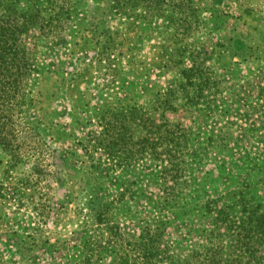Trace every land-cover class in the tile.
<instances>
[{
	"label": "rangeland",
	"instance_id": "374dc122",
	"mask_svg": "<svg viewBox=\"0 0 264 264\" xmlns=\"http://www.w3.org/2000/svg\"><path fill=\"white\" fill-rule=\"evenodd\" d=\"M176 1L73 0L67 15L39 2L53 30L45 19L31 28L36 71L25 102L0 107L11 116L10 145L0 144V264H125V255L138 264L135 240L153 230L142 218L167 163L151 153L127 160L125 147L111 153L94 139L110 112L179 85L194 52L207 84L192 81V100L173 109L155 107L161 130L148 137L166 133L164 120L178 123L171 134H189L198 154L184 211L167 216L162 242L183 251L204 243V201L247 193L245 182L264 200V0Z\"/></svg>",
	"mask_w": 264,
	"mask_h": 264
},
{
	"label": "trees",
	"instance_id": "16d2710c",
	"mask_svg": "<svg viewBox=\"0 0 264 264\" xmlns=\"http://www.w3.org/2000/svg\"><path fill=\"white\" fill-rule=\"evenodd\" d=\"M17 1L0 0V107H9L11 110L25 102L31 76L36 71L35 55L25 44L26 36L32 27L43 24L44 19L53 30L50 24L54 20L41 15L39 2L48 4L51 12L67 15L73 0H26L28 9L35 6L33 12L20 11ZM182 3L184 0L176 1L178 6ZM180 15L176 12L175 16L172 14L174 18H171L179 22ZM194 53L188 57L190 66L181 71L179 85L171 87V90L167 89L157 101L124 112H110L105 117L103 131L94 139V147L99 146L115 153L116 148L122 146L126 148L124 154L127 155V160L135 154L141 156L151 153L157 160L167 163L155 174L157 186L151 200L152 216L149 219L142 218V222L147 223L145 226L153 230H149V234L143 237V226L141 237L135 240L139 254L135 259L138 264H264V200L256 199L246 182L247 193H228L220 200L207 198L204 201L202 210L210 220V229L205 234L204 243L191 245L183 251L172 247L167 240L162 242L167 216L184 211V203L193 187L188 178L191 162L198 154L193 150L189 134H171L179 129L178 123L164 120L165 129L162 131L166 133L152 140L148 137L161 130V125L155 126V107L173 109V104H178V99L192 100L187 89L188 84L194 85L192 81H201L202 86L207 84V77L200 76L201 71L196 62L200 55L198 52ZM193 88L197 89L193 97H200L202 87ZM210 101L205 100V103L209 105ZM8 113L0 109V144L4 149L10 145L8 133L11 129V116L7 117ZM133 131L138 134L136 137ZM104 206L106 207L105 204ZM97 217L98 223H102L101 215L98 214ZM112 234L110 230V237L114 236ZM125 256L127 264L128 255Z\"/></svg>",
	"mask_w": 264,
	"mask_h": 264
}]
</instances>
